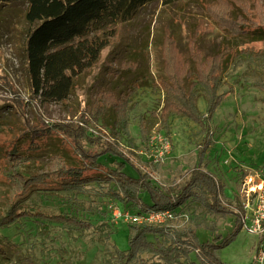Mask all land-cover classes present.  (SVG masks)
<instances>
[{
	"label": "trees",
	"instance_id": "1",
	"mask_svg": "<svg viewBox=\"0 0 264 264\" xmlns=\"http://www.w3.org/2000/svg\"><path fill=\"white\" fill-rule=\"evenodd\" d=\"M159 1L0 0L27 5L25 19L31 28L26 37L25 54L32 99L41 96L51 102L68 100L76 80L96 67L112 39L116 38L115 30H106L130 22L145 5ZM163 2L170 4L174 0ZM205 8L208 18L226 33L223 46L211 55H205L200 48V25L194 35L189 36L185 53L179 50L176 39L167 34L162 43L164 77L158 83L165 98L161 110L153 115L165 129L172 116L192 121L208 136L204 142L207 148L210 124L227 96L222 92L223 79L231 63L235 62L236 67L246 64L252 86L264 94V48L243 47L248 42L246 39L264 41V14L260 0H211ZM107 70L111 79L117 82L124 79L125 74L136 73L137 67L135 63L123 61L120 68L110 65ZM147 80L146 77L138 78L126 87H103L95 100L82 109L76 121L30 127L33 146L23 150L24 144L14 143L5 150L0 175L9 188V204L5 213L0 214V230L31 224L25 250L12 240L2 238L0 254L5 260L13 264H43L36 240L40 235L42 239L50 238L53 224L81 235L96 228L78 214L51 215L40 210L38 202L26 203L34 193L40 197V194L56 192H82L97 185L101 189L107 188L106 194L110 198L125 206L137 207V213L174 211L191 200H199L209 211L233 216L236 224L235 231L226 237L205 242L189 228L179 230L132 224L128 226V249L121 250L112 243L105 264H225L219 251L228 246L243 227L238 213L241 203L237 204L236 210L225 207L218 182L200 168L193 171L185 186L161 188L154 182L153 171H142L134 158L125 153L122 141L130 136L132 98L140 87L147 85ZM6 81L8 89L17 98L19 114L25 117L24 100L19 98L9 80ZM200 94L206 101L205 114L198 108ZM140 127L141 136L148 143L151 126L142 119ZM55 133L68 139L73 149L72 157L55 153L47 163L37 165L35 171L29 170L31 152L40 149L38 140L47 143ZM205 148L201 151L202 158ZM127 167L137 175L128 172ZM143 194L149 197L148 203L142 200ZM104 233L103 229L101 240L107 242L110 233L105 236ZM142 255L149 257L143 261ZM59 264L75 263L61 257Z\"/></svg>",
	"mask_w": 264,
	"mask_h": 264
},
{
	"label": "rangeland",
	"instance_id": "2",
	"mask_svg": "<svg viewBox=\"0 0 264 264\" xmlns=\"http://www.w3.org/2000/svg\"><path fill=\"white\" fill-rule=\"evenodd\" d=\"M209 1L174 0L164 4L161 0L149 3L130 22L109 27L106 31L115 30L116 38L112 39L111 46L104 51L96 67L76 80L72 95L64 102L46 101L41 96L32 99L25 54L26 37L31 28L25 19L27 5L0 2V166L4 163L5 150L14 143L24 144L23 150L33 146L30 127L76 121L82 109L95 100L103 87H126L138 78L146 77L147 85L139 88L130 105V136L122 141L127 157L134 158L142 171H153L154 182L164 189L185 186L193 171L200 168L212 174L218 182L225 207L236 210L237 204L241 203L244 177L264 168V94L252 86L251 78L247 77V65L236 67L233 62L224 76L222 92L227 96L210 124L207 148L204 142L208 136L192 121L172 116L165 129L153 115L161 110L165 98L158 83L164 77L162 43L167 34L176 39L179 50L185 53L189 36L194 35L200 25V48L205 55H211L223 46L226 33L208 18L205 7ZM260 5L264 14V0H260ZM245 41L248 42L244 48H264V41ZM123 61L135 63L136 73L125 74L124 79L114 82L107 67L120 68ZM6 79L24 100L25 117L19 114L17 98L8 89ZM198 108L205 114L206 101L202 94L198 98ZM142 119L151 126L150 134L160 131L171 142L169 155L157 165L152 162L149 141L145 143L141 136ZM44 141L38 140L40 149L31 152V171H35L37 165L47 163L55 153L68 154L69 159L72 157L73 149L68 139L55 133L47 143ZM126 170L137 175L128 167ZM106 191L107 188L91 185L82 192L40 194L41 198L34 193L29 198L26 203L38 202L39 209L48 214H78L96 227L81 235L61 225H51L50 238L42 239L40 235L36 240L43 264H59L61 257L75 264H105L112 243L121 250L128 249V226L132 224L119 217V212L137 213L139 209L110 198ZM141 197L149 202L146 194ZM8 204L9 188L0 175V214L5 213ZM176 211L175 221L160 226L192 229L201 242L226 237L236 229L233 216L225 217L209 211L199 200H191ZM30 229L31 224L27 223L0 230V247H3L2 238H8L25 250ZM103 229L104 236L110 233L107 242L101 240ZM257 242L258 238L242 227L235 239L219 251V255L225 264H251ZM148 257L142 255L141 260ZM2 258L0 254V264H13Z\"/></svg>",
	"mask_w": 264,
	"mask_h": 264
},
{
	"label": "built area",
	"instance_id": "3",
	"mask_svg": "<svg viewBox=\"0 0 264 264\" xmlns=\"http://www.w3.org/2000/svg\"><path fill=\"white\" fill-rule=\"evenodd\" d=\"M149 145L153 153V163L159 164L169 155L171 142L160 131L152 133ZM241 217L243 228L258 238L255 255L251 264H264V168L244 177L241 191ZM117 209H115L116 211ZM178 211H146L141 213H122L126 221L134 225H165L177 219Z\"/></svg>",
	"mask_w": 264,
	"mask_h": 264
},
{
	"label": "crops",
	"instance_id": "4",
	"mask_svg": "<svg viewBox=\"0 0 264 264\" xmlns=\"http://www.w3.org/2000/svg\"><path fill=\"white\" fill-rule=\"evenodd\" d=\"M258 243V242H257ZM257 243H256V246H257ZM256 246H255V250H256Z\"/></svg>",
	"mask_w": 264,
	"mask_h": 264
}]
</instances>
